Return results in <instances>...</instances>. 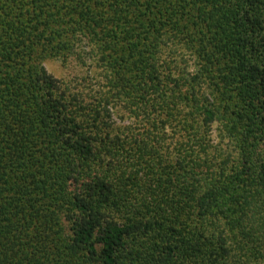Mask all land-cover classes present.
Masks as SVG:
<instances>
[{"label":"trees","instance_id":"16d2710c","mask_svg":"<svg viewBox=\"0 0 264 264\" xmlns=\"http://www.w3.org/2000/svg\"><path fill=\"white\" fill-rule=\"evenodd\" d=\"M0 264H264V0H0Z\"/></svg>","mask_w":264,"mask_h":264},{"label":"rangeland","instance_id":"374dc122","mask_svg":"<svg viewBox=\"0 0 264 264\" xmlns=\"http://www.w3.org/2000/svg\"><path fill=\"white\" fill-rule=\"evenodd\" d=\"M45 66L57 77H66L70 74L71 68H65L62 62L58 59H47L45 61Z\"/></svg>","mask_w":264,"mask_h":264}]
</instances>
